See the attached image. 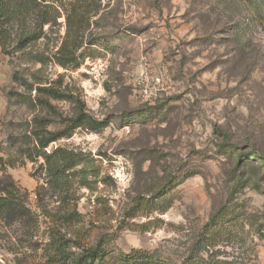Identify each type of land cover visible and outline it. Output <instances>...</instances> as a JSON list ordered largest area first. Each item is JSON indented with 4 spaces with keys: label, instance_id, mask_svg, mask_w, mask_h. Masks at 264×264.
<instances>
[{
    "label": "rangeland",
    "instance_id": "1",
    "mask_svg": "<svg viewBox=\"0 0 264 264\" xmlns=\"http://www.w3.org/2000/svg\"><path fill=\"white\" fill-rule=\"evenodd\" d=\"M0 1V264H264V0Z\"/></svg>",
    "mask_w": 264,
    "mask_h": 264
},
{
    "label": "trees",
    "instance_id": "2",
    "mask_svg": "<svg viewBox=\"0 0 264 264\" xmlns=\"http://www.w3.org/2000/svg\"><path fill=\"white\" fill-rule=\"evenodd\" d=\"M14 5L8 4L5 1H0V31L2 32L4 29H6L16 18V12L14 10V7H12ZM20 6V5H18ZM0 32V33H1ZM80 117V116H79ZM87 118L86 115H83L82 118H80L78 120V122L76 121V125L79 127L80 125V121H84V123H89L87 121H90V118H87V121H85ZM83 123V122H81ZM92 125V130L93 132H99L100 130H102L103 128L107 127L104 123H97V122H91ZM65 135H59L56 133H51L48 136H39L38 137V142H39V147L40 149L44 150L46 149L51 143L56 142L57 140H59L61 137H63ZM6 190V189H5ZM7 191L4 192H0V210L2 209H8L9 208V204H11L10 199H8V197H4L1 194L2 193H6ZM10 192H8L7 194L9 195ZM10 197V196H9ZM63 245H61L58 249H57V255L62 257V247ZM137 254H144V252H140L137 251ZM126 259V264H132L134 261L132 260V257L130 255L125 256ZM105 261V254L104 252H102V249H100L99 247H94V248H90L88 249L84 254H82L81 256H79L72 264H110V262H104ZM112 263H115L118 261V259H114L111 260Z\"/></svg>",
    "mask_w": 264,
    "mask_h": 264
},
{
    "label": "built area",
    "instance_id": "3",
    "mask_svg": "<svg viewBox=\"0 0 264 264\" xmlns=\"http://www.w3.org/2000/svg\"><path fill=\"white\" fill-rule=\"evenodd\" d=\"M154 83L156 86H161L162 85V80L160 78H154L153 79ZM142 96L145 98V99H150L153 95L151 92L148 91V89L145 87L143 90H142Z\"/></svg>",
    "mask_w": 264,
    "mask_h": 264
}]
</instances>
